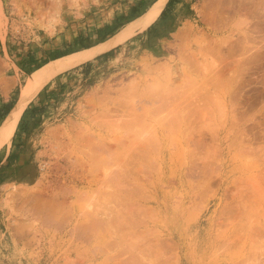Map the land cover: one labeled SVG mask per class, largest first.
<instances>
[{
	"label": "rangeland",
	"instance_id": "rangeland-1",
	"mask_svg": "<svg viewBox=\"0 0 264 264\" xmlns=\"http://www.w3.org/2000/svg\"><path fill=\"white\" fill-rule=\"evenodd\" d=\"M155 1L0 0V126L10 111L8 104L19 100L30 74L51 60L111 39ZM167 5L165 14L161 13L148 28L138 29L111 50L56 74L24 111L11 143L0 150V264H141L145 261V264H264V0H173ZM214 23L220 24L218 33L213 32ZM225 37L229 43L224 42ZM106 114L112 116L114 123L117 118L122 128L115 124L121 129L113 127ZM105 118L112 123L111 127H107ZM130 122L134 124L131 126ZM76 123L79 128H86L82 134L93 130L98 141L105 138L112 141L123 134L119 142L112 141L117 147L112 149L113 160L108 159L109 164L102 160L100 168L93 163L94 167L82 152L79 156L90 166L85 163L82 169V163L80 166L77 161L75 164L60 161L64 167L59 170L52 166L58 157L49 158L42 150L45 147L41 141H50L49 130L58 127L61 133L64 130L62 140L70 139V145H80L71 138ZM240 128L245 133L239 132ZM135 135L136 140H141L135 142ZM148 137L154 139L151 138L154 144ZM191 137L196 145L194 140L190 141ZM127 143L131 146L124 148ZM135 144L146 145L152 155L146 153L147 157L144 152L141 154L148 159H139L138 149V163L132 155ZM128 155H132L130 159ZM112 161L115 165L120 163L118 171L124 166V170L128 168L124 172L130 174L119 171L124 174L118 175L126 174L127 177H120H130L133 186L122 184L125 179L115 178L121 182L117 183L114 177L116 183L114 180L111 183L105 171L108 167L105 169L103 165L107 162L105 166H112ZM122 162L127 165L132 162L134 166L131 163L129 167L122 166ZM210 164H213L209 169L214 172L212 175L221 169L229 179L237 178L241 182L237 200L227 195L220 201L221 193L216 195L219 184L211 183L202 173ZM132 178L137 182L134 184L143 187L139 184V189L136 188ZM62 182L67 190L61 189ZM6 183L15 188L11 185L5 189ZM128 185L134 189H128ZM38 186L40 189L44 186V192L58 190L45 193L49 196L51 192L58 193L59 198L56 199L59 203L53 204L58 206L53 211L51 208L49 215L53 219L49 221L46 219L49 209L37 216L31 210V203L23 202L26 192L39 190ZM106 190L107 193L102 192ZM8 197L7 204L4 199ZM138 203H142L141 207ZM149 204L161 210L155 228L173 232L177 244L172 240L159 241V233L155 231L151 234L154 221L151 211L147 212ZM207 206L208 210L196 222ZM120 212L124 214L121 217ZM42 219L47 221L43 223ZM151 237L153 240L157 237L158 241ZM145 238L149 239L145 241ZM157 242L161 243L157 245Z\"/></svg>",
	"mask_w": 264,
	"mask_h": 264
},
{
	"label": "bare ground",
	"instance_id": "bare-ground-1",
	"mask_svg": "<svg viewBox=\"0 0 264 264\" xmlns=\"http://www.w3.org/2000/svg\"><path fill=\"white\" fill-rule=\"evenodd\" d=\"M168 1L169 0H156L152 5H151V7L143 14V15H141L140 17H138L136 20H133V21H131L127 26H125L124 28H122V30L120 31V32H118V34H116L114 37H112L111 39H109V40H107V41H105V42H102V43H100V44H97V45H94V46H92V47H90V48H86V49H82V50H79V51H77V52H74V53H71V54H68V55H65V56H62V57H59V58H56V59H54V60H51V61H49L48 63H46L45 65H43L42 67H40V68H38L36 71H34L32 74H30V76H29V78H28V81H27V84L24 86V88H23V93H22V95H21V97L19 98V100L14 104V106L11 108V110L9 111V113H8V115L6 116V118L3 120V122H2V125L0 126V150L4 147V146H6V145H9L10 143H11V141H12V138H13V136H14V134H15V132H16V130H17V127H18V124H19V122H20V119H21V117H22V115H23V113H24V111L26 110V108L28 107V105L30 104V102L34 99V97L38 94V92L42 89V87H44V85L46 84V83H48L56 74H58V73H60V72H62V71H65V70H67V69H69V68H72V67H74V66H77V65H79V64H82V63H84V62H87V61H89V60H92V59H94L96 56H98L99 54H102V53H104V52H106V51H108V50H111L112 48H114V47H116V46H118L119 44H121V43H123V42H125L126 40H128L130 37H132L135 33H136V31L138 30V29H146V28H148L150 25H152L157 19H158V17L161 15V13H162V11H163V9L165 8V6H166V4H168ZM29 2V4H30V1H28ZM34 4L35 3V1L33 2V1H31V4ZM24 4H25V2H24ZM26 5V4H25ZM37 8H38V6H37ZM36 8V9H37ZM40 8V7H39ZM213 9V8H212ZM215 9V8H214ZM257 9V8H256ZM216 10V9H215ZM40 11H41V9H40ZM39 11V12H40ZM257 11V10H256ZM38 12V11H37ZM214 13V12H213ZM212 14V13H211ZM40 15H41V13H40ZM44 15V14H43ZM215 15H217V13L215 14ZM203 16V15H202ZM213 15H211V17H212ZM261 16H263V15H261ZM217 17H218V15H217ZM258 17V16H257ZM260 17V16H259ZM205 18V17H204ZM213 18V17H212ZM207 19V18H206ZM206 19H205V21H206ZM209 19V18H208ZM207 19V20H208ZM215 19V18H214ZM213 19V20H214ZM219 19V18H218ZM223 19V18H222ZM217 20V19H216ZM215 20V21H216ZM226 20V19H225ZM264 20V19H263ZM263 20H261V21H263ZM209 21V20H208ZM208 21H206V23L208 22ZM220 21V19L218 20V22ZM226 21H228V20H226ZM230 21V20H229ZM259 21V20H258ZM210 23H211V21H209ZM213 22V21H212ZM217 22V23H218ZM257 22V21H256ZM217 23L215 24V26H214V24H212L213 26V32H215V33H218L220 30V28H218L219 27V25H217ZM229 23V22H228ZM227 24V23H226ZM226 24H225V26H226ZM256 24V23H255ZM259 25V24H258ZM218 26V27H217ZM221 27V26H220ZM258 27V26H257ZM222 28H224V25L222 26ZM223 38V37H222ZM222 38H221V40H222ZM227 39H229V38H224L223 40H224V42L226 41V42H228V40ZM231 39V38H230ZM263 39V38H262ZM213 40V39H212ZM222 40V41H223ZM264 41V40H263ZM224 42H222V44H225L226 45V43H224ZM221 43V42H220ZM229 43V42H228ZM224 45V46H225ZM222 47V46H221ZM222 49V48H221ZM222 51V50H221ZM225 55H227V54H225ZM228 59V58H227ZM225 62V61H224ZM218 72V71H217ZM214 73H216V72H214ZM14 83V82H13ZM167 103V102H166ZM166 103H165V105H166ZM172 104H173V102H171ZM162 104H164V103H162ZM162 104H161V106H162ZM164 105V106H165ZM167 105H170V103L169 104H167ZM166 105V106H167ZM163 106V107H164ZM159 107H160V105H159ZM162 108V107H161ZM174 110H175V107H174ZM108 111V110H107ZM110 114V113H109ZM107 115L106 116V118H109V120H111L112 121V119H110L112 116H114L113 114H110V115H112V116H110V115ZM115 114V113H114ZM117 114V113H116ZM139 114V113H138ZM176 114V113H175ZM125 115V114H124ZM127 115V114H126ZM100 116V115H99ZM108 116H110V117H108ZM128 116V115H127ZM127 116L125 117V118H127ZM140 116H141V114H140ZM140 116H138V118H140ZM239 116V115H238ZM115 117H116V115H115ZM119 117V116H118ZM123 117V116H122ZM133 117V116H132ZM132 117H130L131 119H132ZM136 117V116H135ZM141 117H144L145 118V116H141ZM100 118V117H99ZM102 118H104V117H102ZM105 118V120L107 121L108 119H106ZM114 118V117H113ZM120 118V117H119ZM130 118L129 119H123V120H130ZM101 119V118H100ZM140 119H142V118H140ZM241 119V118H240ZM94 119H92V121H93ZM109 120H108V124H109ZM121 120V119H120ZM95 121V120H94ZM93 121V122H94ZM103 120L101 119V122H102ZM105 121V122H106ZM132 121V120H131ZM139 121V120H138ZM137 121V119H136V122H138ZM242 121V120H241ZM77 122V121H76ZM101 122H98V123H101ZM113 124H112V126L114 127L115 125H118L117 123H119L118 122V120H117V118H116V122L117 123H114V119H113ZM125 122V121H124ZM135 122V123H136ZM143 122H145V120L143 121ZM235 122V121H234ZM237 122V121H236ZM104 124V123H103ZM111 124H109L107 127L109 128V126L111 125ZM115 124V125H114ZM120 124H121V122H120ZM118 125V126H122V125ZM130 124H131V122H130ZM129 124V125H130ZM134 124V122H132V124H131V126ZM235 124V123H234ZM78 125L79 124H75L74 125V127L72 128V133H73V136L74 137H72L71 136V138L73 139V140H75L77 143H80V145H78L77 146V144H76V142L74 143V144H76V145H70V139H67L68 141H69V143H67L65 140H62V136L61 135H63L62 133H63V131L64 130H62V133L60 132V130L58 129V127L56 128V129H51V130H49L50 132V137H51V140L49 141V140H42L41 141V143L44 145V149H42V150H44V152H46L47 154H48V156H49V158H52V156H55V157H58V160L56 159V162H53V161H50V162H53V163H51L52 164V166L53 165H55L56 166V169H61V167L63 168L64 166H63V164L61 163L62 161L65 163V162H76L77 161V163L78 164H80V166H81V163H82V166L80 167V168H82L83 166L85 167V163L86 162H84L83 163V161L84 160H82L83 159V156H79V154H82V152L84 153V154H86L87 155V157L90 159V163H92L91 165H93V163H95V165L97 164V168H100L99 166H102V160H105V161H107L108 159V161L110 162L111 160H113V159H110V156L111 155H113L112 154V152H114V150L112 151V149H114L113 147H117L116 145L115 146H113V142L112 141H117V142H119L118 140H121V136L123 135V134H121V136H117V135H115V136H117V137H115V136H113V137H115V139L114 138H112L113 140L112 141H108L109 139H106L105 137V135L103 136V138H105V139H101L102 137H101V135L99 136L98 135V137H100V141H98L95 137H96V135L93 133V130H91L92 131V133L90 132V133H86V134H82L83 133V130L85 129L86 130V128H79L78 127ZM101 125L102 124H100V126L99 127H101ZM107 125V124H106ZM128 125V126H129ZM145 125V124H144ZM149 125V124H148ZM241 125V124H240ZM118 126H115L116 128L118 127ZM130 126V127H131ZM135 126V125H134ZM146 126V125H145ZM144 126V127H145ZM247 126V125H246ZM107 127H106V129H107ZM111 127V126H110ZM120 127H118V128H120ZM248 127V126H247ZM122 128V127H121ZM120 128V129H121ZM129 128V127H128ZM132 128V127H131ZM139 128V127H138ZM148 128V127H147ZM146 128V129H147ZM246 128V127H245ZM249 128V127H248ZM71 129V128H70ZM130 129V128H129ZM134 129V128H133ZM133 129H131L132 130V132H133ZM136 129H137V127H136ZM139 129H141V128H139ZM150 129H151V127H150ZM114 130H115V128H114ZM119 130V129H118ZM138 130V129H137ZM136 130V131H137ZM154 129H152V131H153ZM243 130V128H240V129H238V131L240 132V131H242ZM108 131H113L112 129L111 130H108ZM129 131V130H128ZM142 131V130H141ZM141 131H139V132H141ZM144 131V130H143ZM146 131V130H145ZM148 131V130H147ZM150 131V130H149ZM66 132H68L67 130H66ZM89 132V131H88ZM113 132H116V130L115 131H113ZM130 132V131H129ZM151 132V131H150ZM149 132V133H150ZM154 132V131H153ZM98 133V132H97ZM105 133V132H104ZM124 133H126V132H124ZM137 133V132H136ZM236 133H237V130H236ZM242 133H245V132H243L242 131ZM67 134V133H66ZM71 134V133H70ZM134 134V133H133ZM143 134H144V132H143ZM156 134V133H155ZM191 134V133H190ZM239 134V133H238ZM68 135V134H67ZM130 136H132L131 134H129ZM128 135V136H129ZM149 135V134H148ZM151 135H152V133H151ZM108 136V135H107ZM136 136V135H135ZM144 136H146V133L144 134ZM68 137H69V135H68ZM109 137V136H108ZM141 137H142V135H141ZM157 137V136H156ZM155 137V141L157 140V142H158V139ZM63 138H64V136H63ZM70 138V137H69ZM117 138H119V139H117ZM127 138V137H126ZM136 138H137V136L135 137V138H133L134 139V141L135 142H138V141H140L139 139H137L136 140ZM142 138H144V137H142ZM146 138V137H145ZM144 138V139H145ZM149 139H151L150 137H148ZM153 138H154V136H153ZM152 138V139H153ZM191 138H193V137H191ZM191 138H189L190 139V141L192 140H194V138L193 139H191ZM228 138V137H227ZM132 139V140H133ZM152 139L149 141V142H152L153 143V141H154V139H153V141H152ZM188 139V138H187ZM188 139V140H189ZM51 143V145H49L50 143ZM115 141V142H116ZM123 141V140H122ZM134 141H132V142H134ZM147 141V140H146ZM53 142V143H52ZM85 142V143H84ZM114 142V143H115ZM123 142H125V141H123ZM129 143H130V140L128 141ZM131 142V143H132ZM189 142V141H188ZM194 143H193V145L195 144L196 145V140H194L193 141ZM46 143H49V144H46ZM129 143H127V145H126V147H124V148H127V146H128V144ZM54 144V145H53ZM83 144V145H82ZM124 144V143H123ZM125 144H126V142H125ZM149 144V143H148ZM154 144V143H153ZM84 145H86V146H88L89 147V149H87V150H84L85 148L83 147ZM121 145H122V143H121ZM136 145V144H135ZM133 146V151H132V153H135V154H132L133 155V157L134 156H136L135 157V159L134 160H138V156H139V159H141V158H143V157H148V155H152L151 153L149 154V152H151V151H149L146 147V145H144V146H142V144H138L140 147H138V145H136V146ZM156 145V144H155ZM155 145H154V147H155ZM158 145H159V143H158ZM157 145V146H158ZM71 146V147H70ZM129 146H131V144H129ZM191 146V145H190ZM47 147H50V149H48ZM69 147V148H68ZM83 147V149H81V148ZM135 147V148H134ZM136 147H137V149H136ZM194 147V146H193ZM119 148V147H118ZM150 148V147H149ZM153 148V147H152ZM151 148V149H152ZM53 149V150H52ZM79 149H81L80 151H79ZM123 149V148H122ZM138 149H139V151H142V152H139L138 151ZM141 149V150H140ZM143 149H145V151L143 150ZM79 152H78V151ZM91 150H92V152H91ZM116 150V149H115ZM136 150V151H135ZM118 151V150H117ZM120 151V150H119ZM121 151H124V150H121ZM125 151H126V149H125ZM137 151H138V153L139 154H141V153H144L145 152V155L146 156H144L143 154H141V156L140 155H138L137 156ZM147 151H149V152H147ZM130 152V151H129ZM155 152V151H154ZM223 152V151H222ZM41 154H42V152H40ZM75 153H76V155H75ZM111 153V154H110ZM116 153V152H115ZM114 153V154H115ZM148 155H147V154ZM224 153V152H223ZM39 154V153H38ZM120 154V153H119ZM126 154H128V153H125V155ZM123 155V154H122ZM121 155V156H122ZM130 155V154H129ZM128 155V158L127 159H130L131 158V156H129ZM155 156V155H154ZM54 157V158H55ZM79 157H82V158H79ZM125 157V156H124ZM130 157V158H129ZM132 157V158H133ZM141 157V158H140ZM146 157V159H148ZM96 158V159H95ZM101 158V159H100ZM111 158H113V156L111 157ZM114 158H115V156H114ZM152 158V157H151ZM150 158V159H151ZM76 159H79L80 160V162H79V160H76ZM93 159H94V161H93ZM100 159V160H99ZM123 159V158H122ZM121 159V160H122ZM125 159V158H124ZM123 159V160H124ZM126 159V160H127ZM154 158H152V160H153ZM195 159V158H194ZM54 160V159H53ZM86 161L88 160V159H85ZM99 160V162H100V164L101 165H99L98 164V161ZM115 160H117L116 158H115ZM125 160V161H126ZM151 160V161H152ZM61 161V162H60ZM92 161V162H91ZM107 161V162H108ZM124 161V162H125ZM139 161L140 160H138V163H139ZM150 161V160H149ZM148 161V162H149ZM154 161V160H153ZM49 162V163H50ZM89 162V161H88ZM107 162L106 163H104V167H105V169L107 168V170H105L106 171V173H107V171H108V173H109V180H111L112 182V184H113V180L115 179V178H119V179H125L124 181H121L122 182V184H123V182H124V184H125V182L126 183H128V184H130L131 183V179L130 180H128L130 177H128V179L127 178H121V177H125V175L128 173V172H124L126 169H128L127 167H126V169L124 170V168H125V166L121 169V170H119L120 172L121 171H123L124 173H126L124 176L123 175H118V174H124L123 172L122 173H119V171H118V169H119V164H117V165H115V164H112V163H114V161H112L110 164H112V166L110 165H107V166H105V164H107ZM109 162H108V164H109ZM124 162H122V166L123 165H126V166H130V165H133L132 164V162H128V165H127V163L125 164ZM134 162V161H133ZM145 162H147V161H145ZM47 163V162H46ZM77 163H76V166H77ZM129 163H131L130 165H129ZM135 163V162H134ZM142 163V162H141ZM151 163V162H150ZM155 163V162H154ZM153 163V164H154ZM195 163V162H194ZM209 163V162H208ZM75 164V163H74ZM86 164H88V166H90V164L89 163H86ZM144 164V163H143ZM143 164H141V167L140 168H143L144 167V165ZM149 164V163H148ZM152 164V165H153ZM49 165V164H48ZM67 165V164H66ZM73 165V164H72ZM72 165H71V167H72ZM142 165H143V167H142ZM145 165H146V163H145ZM152 165H151V167H152ZM196 165V164H195ZM208 165V164H207ZM213 165V164H212ZM211 164H210V167L209 168H206V169H204L205 170V172H202V173H205V174H203V175H205L204 177L206 178V179H208V180H210V182L211 183H216V184H219V188L217 189L218 191H217V193H216V195L217 194H219V193H221V195H222V197L220 196V201L222 202V200L224 199L223 197L224 196H227L228 195V198H232L233 200H237V198H238V194H239V190H240V188H241V182L237 179V178H235V179H233V178H231V179H229V177L230 176H228V175H226L221 169H218L219 170V172L216 174V175H212L213 173H212V171H209V169H212V166ZM52 166H50L51 167V169L52 170H54L53 168H52ZM94 166V165H93ZM134 166V165H133ZM137 166H138V164H137ZM147 166V165H146ZM154 166V165H153ZM209 166V165H208ZM208 166H205V167H208ZM42 167V166H41ZM49 167V166H48ZM66 167V166H65ZM79 167V166H78ZM92 167V166H91ZM95 167V166H94ZM136 167V166H135ZM148 167V166H147ZM193 167V166H192ZM204 167V168H205ZM89 167H87V169H88ZM93 168V167H92ZM134 168V167H133ZM139 168V169H140ZM153 168V167H152ZM151 168V169H152ZM66 169V168H65ZM83 169V168H82ZM90 169V168H89ZM131 169V168H130ZM197 169V168H196ZM50 170V169H49ZM58 170H55L56 172H58ZM63 170V169H62ZM69 170V169H68ZM72 170V169H71ZM91 170V169H90ZM94 170H95V168H94ZM100 170V169H99ZM102 170V169H101ZM136 170V169H135ZM138 170V169H137ZM142 170V169H141ZM147 170V169H146ZM194 170V169H193ZM192 170V171H193ZM96 171V170H95ZM129 171H131V170H129ZM155 171V170H154ZM77 172H78V170H77ZM76 172V173H77ZM80 172H81V170H80ZM90 172H92V171H90ZM94 172V171H93ZM134 172V171H133ZM194 172V171H193ZM53 173V172H52ZM60 173H61V170H60ZM71 173V172H70ZM75 173V175H77ZM140 173V172H139ZM55 174H58V173H55ZM61 174H63V172L61 173ZM86 174V173H85ZM84 174V175H85ZM105 174V172L103 173V175ZM128 174H130V173H128ZM135 174H137V173H135ZM87 175V174H86ZM85 175V176H86ZM102 175V176H103ZM107 175V174H106ZM74 176V175H73ZM89 176V175H88ZM101 176V177H102ZM117 176V177H116ZM121 176V177H120ZM131 176H133V174L131 175ZM138 176H139V174H138ZM56 177V176H55ZM78 176H76V178H77ZM81 177V176H80ZM82 177H84V176H82ZM108 177H107V181H108ZM113 177H114V179H113ZM126 177H127V175H126ZM143 177V176H142ZM148 177V176H147ZM150 177V176H149ZM148 177V178H149ZM204 177H203V179H204ZM47 178V177H46ZM106 178V177H105ZM111 178V179H110ZM147 178V179H148ZM59 179V178H58ZM79 179V181H83L84 179L83 178H78ZM86 179H87V177H86ZM126 179L128 180V181H130V182H128V181H126ZM133 179V184L136 182L135 180H134V178H132ZM116 180V179H115ZM115 180H114V182H115ZM145 180H146V178H145ZM205 180V179H204ZM41 181V180H40ZM65 181V180H64ZM73 181V180H72ZM117 181V183L119 182V183H121L120 182V180L118 181V180H116ZM48 182V181H47ZM140 182H142V181H140ZM203 182H205V181H203ZM209 182V183H210ZM43 182H41L40 184H42ZM52 183V182H51ZM57 183H58V181H57ZM63 183V182H62ZM103 183V182H102ZM105 183H106V181H105ZM116 183V182H115ZM137 183V182H136ZM210 183V184H211ZM37 184H38V182H37ZM49 184V183H48ZM56 184V183H55ZM59 184V183H58ZM70 184V183H69ZM101 184V183H100ZM107 184H108V182H107ZM140 184V183H139ZM139 184L137 185V184H134V186L136 185V188H138L139 187ZM12 186H14V188H15V185H13V184H11ZM10 185V183H6L5 185H4V187H5V189H9V187L11 186ZM74 185V184H73ZM109 185H111V184H109ZM121 185V184H120ZM120 185H118V187L120 186ZM131 185H132V183H131ZM129 186L128 185V189L131 187V188H133L134 189V187H132V186ZM142 187H143V185L142 184H140ZM18 186V185H17ZM46 186V185H45ZM63 187L61 188V189H63L64 187L66 188V190H67V187H66V185H64V183H63V185H62ZM100 186V185H99ZM101 186H102V184H101ZM125 186V185H124ZM127 186V185H126ZM36 187V186H35ZM47 187V186H46ZM61 187V186H60ZM115 187V186H114ZM13 188V189H14ZM39 190H36V191H32L31 190V188H30V191H32V192H26L27 193V195H25L24 197L22 196V192H23V190L22 191H20L21 193L19 194V195H21L23 198H24V203H31V207H29V208H31V210H33L32 212L34 213V215H37V216H39V214L41 213V212H43V210L45 209V210H47V209H49L48 211V214H46V212H43V214H46L47 216H46V219L48 220L49 218H51L52 217V215H51V217H50V215H49V213H51L50 211H51V208H53L52 209V211L55 209L54 208V206H58V205H54L53 206V204H58L59 203V201L57 202V200L56 199H59V198H57V194H53V193H55V191L57 192L58 190H55L54 192L52 191V190H49V191H52L51 192V194H50V196L48 195V193H49V191H46V192H48L47 194H45L46 192H44V190H43V188L44 189H46L44 186L43 187H41V189L39 188V186L37 187ZM49 188H51L50 186H49ZM52 188H54V187H52ZM75 188V187H74ZM97 188H98V186H97ZM96 188V189H97ZM100 188V187H99ZM122 188H123V186H122ZM136 188H135V190H136ZM59 189V188H58ZM120 189V188H119ZM139 189V188H138ZM146 189V188H145ZM17 190V189H16ZM74 190H77L76 188L74 189ZM101 190V189H100ZM124 190V189H123ZM125 190H127V189H125ZM25 191V190H24ZM65 191V190H64ZM83 191V190H82ZM81 191V192H82ZM93 191H95V190H93ZM109 191V190H108ZM128 191V190H127ZM131 191V190H130ZM134 191V190H133ZM142 191V190H141ZM140 191V193H142ZM84 192V191H83ZM101 193V191H97V193ZM102 192H106L107 193V190L106 191H102ZM74 193V192H73ZM91 193V192H90ZM106 193H105V195H106ZM135 192H133L132 194H134ZM66 194V193H65ZM81 194H84V193H81ZM131 194V193H130ZM130 194L128 195V196H130ZM139 194V193H138ZM78 195V194H77ZM88 195V194H87ZM146 195V194H145ZM12 195L10 194V197H11ZM79 196V195H78ZM77 196V197H78ZM100 196V195H99ZM139 196V195H138ZM144 196V195H143ZM64 197V196H63ZM82 197V196H81ZM85 197H86V195H85ZM89 197V196H88ZM147 197V196H146ZM83 198H84V196H83ZM82 198V199H83ZM91 198H93L92 196H91ZM97 198H99V197H97ZM103 198V197H102ZM104 198H105V196H104ZM107 198H109V197H107ZM130 198H132V197H130ZM135 198V197H134ZM133 198V199H134ZM141 198V197H140ZM9 199V197L7 198V199H4L5 201L7 200V204H8V202L10 201V200H8ZM22 199V198H21ZM62 199V198H61ZM63 199H65L66 200V197L65 198H63ZM78 199V198H77ZM81 199V198H80ZM79 199V200H80ZM101 199V198H100ZM126 199V198H125ZM147 199V198H146ZM150 199V198H149ZM13 200V199H12ZM56 200V201H55ZM64 200V201H65ZM79 200H77V204H78V201ZM95 201H96V199H94ZM98 200V199H97ZM108 200V199H107ZM109 200H110V198H109ZM130 200V199H129ZM152 200L153 201H155V202H157L158 201V198L156 197H152ZM62 201V200H61ZM73 201H75V200H73ZM90 201H91V199H90ZM95 201H94V203H95ZM99 201H101V200H99ZM103 201V200H102ZM106 201V200H105ZM104 201V202H105ZM111 202V201H110ZM110 202H108V203H110ZM127 202V201H126ZM134 202V201H133ZM21 203V202H20ZM60 203H64V202H60ZM65 203H66V201H65ZM65 203H64V205H65ZM91 203V202H90ZM93 203V202H92ZM91 203V204H92ZM93 203V204H94ZM100 203V202H99ZM103 203V202H102ZM107 203V202H106ZM105 203V204H106ZM113 203V202H112ZM111 203V204H112ZM98 204V202L96 203V205ZM114 205H115V203H113ZM117 204V203H116ZM127 204V203H126ZM133 204H135V203H133ZM136 204H137V202H136ZM139 204V203H138ZM142 203H140L138 206H140ZM24 205V204H23ZM60 205V204H59ZM62 205V204H61ZM63 205V206H64ZM71 205V204H70ZM95 205V206H96ZM99 205V204H98ZM101 206H103L102 204H100ZM119 205V204H118ZM132 205V204H131ZM149 205H151V204H149ZM149 205H147V207L149 206ZM62 206V207H63ZM94 206V207H95ZM120 206V205H119ZM123 206V205H122ZM125 206V205H124ZM134 206V205H133ZM146 206V205H145ZM144 206V207H145ZM20 207V206H19ZM60 207V206H59ZM93 207V208H94ZM97 207V209H99L98 207L99 206H96ZM109 207V206H108ZM118 207V206H117ZM121 207V206H120ZM128 207V206H127ZM129 207H130V205H129ZM128 207V208H129ZM141 207V206H140ZM143 206H142V209L144 208ZM146 207V208H147ZM151 207V208H150ZM13 208V207H12ZM28 208V207H27ZM58 208V207H57ZM71 208V207H70ZM110 208H112V205H111V207ZM122 208V207H121ZM124 209H125V207H123ZM134 208H136V207H134ZM208 206L206 207V209H204L203 211H202V213L198 216V218H197V220H196V222H199L200 221V219L202 218V216L205 214V212L208 210ZM21 209V208H20ZM67 209V208H66ZM96 209V210H97ZM100 209H102V212H103V207L102 208H100ZM107 209L108 208H106V212H107ZM116 209V208H115ZM114 209V210H115ZM118 209V208H117ZM120 209V208H119ZM131 209V208H130ZM145 209V208H144ZM148 209V210H147ZM146 210H147V212L149 211H151V213H152V215H153V220L152 221H154V228L153 227H151V229L150 228H148L147 227V229H149V230H151V234L155 231L156 233H159V236H157V235H155V236H157L156 238L159 240V241H164V242H166V241H173L175 244H177V242H176V240H175V236H174V234H172L173 232H171L170 233V230L167 232V230L166 229H164V228H155V226H158V219H159V215H160V211L161 210H159V208L158 207H152V205L151 206H149V208H147ZM150 209V210H149ZM25 210V209H24ZM29 210V209H28ZM89 210V209H88ZM93 209L91 208V210H89V211H92ZM112 209H110V211H111ZM133 210V207H132V209L130 210V211H132ZM136 210H138V207L136 208ZM13 211V210H12ZM93 211H95V208H94V210ZM109 211V210H108ZM117 211H119V210H117ZM128 211V209L126 210V212ZM139 211V210H138ZM142 211V210H141ZM36 212H38V214L36 213ZM84 212V211H83ZM86 212V211H85ZM97 211H95V213H96ZM100 212H101V210H100ZM101 212V214H103ZM105 212V213H106ZM135 212V211H134ZM137 212V211H136ZM144 213H145V210L143 211ZM82 213V212H81ZM93 214H94V212H92ZM112 213V212H111ZM122 212H120L119 214H121ZM129 213V212H128ZM139 213V212H138ZM137 213V215H139ZM141 213V212H140ZM27 214V213H26ZM107 214V213H106ZM110 214V213H109ZM115 214V213H114ZM123 214V213H122ZM120 215V217L121 216H123V215ZM127 214V213H126ZM125 214V215H126ZM132 214H136V213H132ZM41 215V214H40ZM87 215H88V213H87ZM98 214H96V216H97ZM130 215H131V212H130ZM23 216V215H22ZM25 216V215H24ZM80 216V215H79ZM136 216V215H135ZM143 216H146V215H143ZM35 217V216H34ZM101 216H99V218H100ZM103 217V216H102ZM101 217V220L103 219ZM118 217H119V215H118ZM127 217H128V215H127ZM42 218V217H41ZM92 218V217H91ZM108 218V217H107ZM125 218V217H124ZM124 218H122V219H124ZM129 218H131V217H129ZM137 218V217H136ZM136 218L134 219V220H136ZM138 218H140V217H138ZM43 219H44V216H43ZM43 219H42V222H43ZM45 219V220H46ZM51 219H53V218H51ZM89 220H90V215H89V218H88ZM109 219V218H108ZM126 219V218H125ZM124 219V220H125ZM20 220V219H19ZM21 220H22V218H21ZM33 220V219H32ZM31 220V221H32ZM46 220V221H47ZM86 221H88L87 219H85ZM112 220H113V218H112ZM127 220V219H126ZM46 221H44V222H46ZM49 221V220H48ZM77 221V220H76ZM86 221H84V222H86ZM92 221V220H91ZM100 221V220H99ZM104 221H105V219H104ZM130 221H131V219H130ZM41 222V223H42ZM43 222V223H44ZM115 222H116V220H115ZM121 222V221H120ZM136 222H138L137 220H136ZM135 222V223H136ZM163 222V221H162ZM25 223V222H24ZM31 223V222H30ZM51 223V222H50ZM76 223H78V222H76ZM93 223V222H92ZM96 223V222H95ZM106 223V222H105ZM108 223V222H107ZM119 222H117V224H118ZM123 223V222H122ZM126 223V222H125ZM128 223V222H127ZM133 223H134V221H133ZM138 223H140V220H139V222ZM137 223V224H138ZM141 223H143V221L141 222ZM140 223V224H141ZM145 223H146V221H145ZM26 224V223H25ZM24 224V225H25ZM27 224H29V223H27ZM26 224V226H28ZM47 224H48V222H47ZM80 224V223H79ZM101 224V223H100ZM111 224V223H110ZM121 224V223H120ZM130 224V223H129ZM132 224V223H131ZM136 224V225H137ZM22 225V224H21ZM33 225V224H32ZM41 225V224H40ZM51 225H52V223H51ZM58 225V224H57ZM84 226L85 225H87V222H86V224L84 223L83 224ZM102 225H103V223H102ZM108 226H109V224H107ZM128 225V224H127ZM139 225V224H138ZM137 225V226H138ZM19 226V225H18ZM106 226V225H105ZM107 226V227H108ZM118 226V225H117ZM119 226H121V225H119ZM118 226V227H119ZM136 226V227H137ZM23 227H25V226H23ZM75 227V226H74ZM94 227V226H93ZM116 227V226H115ZM122 227H126L125 225L124 226H122ZM132 227H133V225H132ZM84 228V227H83ZM82 228V229H83ZM128 228H129V226H128ZM28 229H29V227H28ZM38 229V228H37ZM87 229V228H86ZM107 229V228H106ZM114 229V228H113ZM119 229H122L121 227H119ZM118 229V230H119ZM127 229V228H126ZM130 229H131V227H130ZM129 229V230H130ZM153 229H155V230H153ZM158 230V232H157V230ZM84 230V229H83ZM134 230V229H133ZM19 231V230H18ZM91 231V230H90ZM107 231H108V229H107ZM126 231V230H125ZM135 231V230H134ZM140 231H143L144 233L146 232V231H144V230H140ZM139 231V232H140ZM28 232H30V231H28ZM80 232H82V231H80ZM109 233L111 232V231H108ZM119 232H122V231H119ZM118 232V233H119ZM124 232V231H123ZM122 232V233H123ZM150 232V231H149ZM154 232V233H155ZM88 233H90V232H88ZM117 233V234H118ZM126 233V232H125ZM124 233V234H125ZM128 233V232H127ZM136 233V232H135ZM146 233H148V230H147V232ZM176 233V232H175ZM24 234V233H23ZM87 234V233H86ZM91 234V233H90ZM123 234V235H124ZM134 234V233H133ZM132 234V235H133ZM150 234V233H149ZM150 234V235H151ZM43 235V234H42ZM82 235V234H81ZM110 235H111V233H110ZM119 235V234H118ZM122 235V236H123ZM127 235V234H126ZM112 236V235H111ZM120 237V239H121V235H119ZM134 236H136V235H134ZM140 236V235H139ZM141 236H142V234H141ZM143 236H144V234H143ZM147 237H148V235H146ZM177 236H178V234H177ZM180 236V235H179ZM178 236V237H179ZM21 237V236H20ZM79 237V236H78ZM77 237V238H78ZM89 237V236H88ZM91 237V236H90ZM128 237H129V235H128ZM131 237V236H130ZM133 237V236H132ZM34 238V237H33ZM142 238V237H141ZM154 238V237H153ZM155 238V239H156ZM137 239V238H136ZM139 239V238H138ZM146 239V238H145ZM147 239H149V238H147ZM147 239L145 240V241H147ZM151 239H152V237H151ZM150 239V240H151ZM154 239V240H155ZM156 239V241H158ZM122 240V239H121ZM130 240V239H129ZM133 240V239H132ZM140 240V239H139ZM153 240V239H152ZM153 240V241H154ZM171 241V242H172ZM137 243V242H136ZM146 243H150V242H146ZM156 243V242H155ZM158 243L159 242H157V245H158ZM161 243V242H160ZM159 243V244H160ZM173 243V244H174ZM152 244H154V243H152ZM163 244V243H162ZM138 245V244H137ZM149 245V244H148ZM147 245V246H148ZM144 246H145V244H144ZM162 246H164V245H162ZM138 247H139V245H138ZM149 247V246H148ZM147 247V248H148ZM173 247H174V245H173ZM144 248V247H143ZM154 248V247H153ZM175 249H177V245H176V248ZM219 249H221V248H219ZM219 249H217V250H219ZM129 250V249H128ZM141 250L143 251V249L141 248ZM150 250V249H149ZM162 250H164V247H163V249ZM147 251V250H146ZM146 251H143V252H146ZM133 252V251H132ZM137 252V251H136ZM148 252V251H147ZM135 253V252H134ZM150 253V252H149ZM158 253V252H157ZM157 253H156V255H157ZM131 254V253H130ZM155 255V256H156ZM146 256V255H145ZM159 256H160V254H159ZM139 257V256H138ZM137 257V258H138ZM130 258H132V257H130ZM142 258V257H141ZM152 258V257H151ZM157 258H158V256L156 257V260H157ZM147 259V258H146ZM149 259V258H148ZM161 259V258H160ZM152 260V259H151ZM155 260V259H154ZM155 260V261H156ZM131 261V260H130ZM140 261V260H139ZM158 261V260H157ZM134 262V261H133ZM146 262V261H145ZM145 262L143 263V264H145ZM141 263V264H142ZM155 263V262H154ZM159 263H160V261H159ZM133 264V263H132ZM148 264H149V262H148ZM151 264H153V263H151ZM156 264V263H155ZM162 264H163V262H162Z\"/></svg>",
	"mask_w": 264,
	"mask_h": 264
},
{
	"label": "trees",
	"instance_id": "trees-1",
	"mask_svg": "<svg viewBox=\"0 0 264 264\" xmlns=\"http://www.w3.org/2000/svg\"><path fill=\"white\" fill-rule=\"evenodd\" d=\"M173 2V0H170L169 2H168V5H167V7H169L170 5H171V3ZM167 10V8H165V10L162 12V15H164L165 14V11ZM13 102H10L9 104H8V110H10L12 107H13Z\"/></svg>",
	"mask_w": 264,
	"mask_h": 264
},
{
	"label": "crops",
	"instance_id": "crops-1",
	"mask_svg": "<svg viewBox=\"0 0 264 264\" xmlns=\"http://www.w3.org/2000/svg\"><path fill=\"white\" fill-rule=\"evenodd\" d=\"M14 106V105H13ZM11 110V109H10Z\"/></svg>",
	"mask_w": 264,
	"mask_h": 264
}]
</instances>
